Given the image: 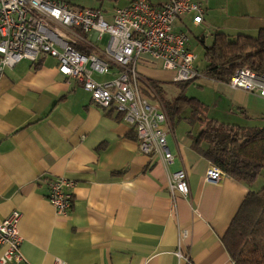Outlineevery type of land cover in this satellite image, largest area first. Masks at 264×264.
<instances>
[{"label":"crops","instance_id":"1","mask_svg":"<svg viewBox=\"0 0 264 264\" xmlns=\"http://www.w3.org/2000/svg\"><path fill=\"white\" fill-rule=\"evenodd\" d=\"M202 5L201 22L194 23L188 12L173 21L172 29L189 35L206 28L210 46L215 32L233 39L264 28V0H202ZM84 36L92 41V53L103 57L104 47L93 33ZM196 38L201 44L207 39ZM57 65L53 56L40 54L0 74V222L12 209L21 212L23 257L6 264H54L55 259L65 264H235L222 237L245 194L264 186L255 184L264 174L251 186L225 174L217 183L208 182L204 175L212 163L201 151L207 143L193 141L200 118L242 132L264 127V97L209 77L206 63L202 69L194 64L201 73L195 79L174 81L173 71L144 56L136 64L139 81L153 80L161 100L182 94L199 102L195 112L186 107L172 121L168 117L173 159L164 166L158 156L139 150L131 126L113 105L95 103ZM118 69L111 65L107 73L95 72L102 78L97 81L113 78ZM177 169L186 172V195H172L168 188L166 171ZM57 176L74 181L65 216L46 198L49 181Z\"/></svg>","mask_w":264,"mask_h":264},{"label":"built area","instance_id":"2","mask_svg":"<svg viewBox=\"0 0 264 264\" xmlns=\"http://www.w3.org/2000/svg\"><path fill=\"white\" fill-rule=\"evenodd\" d=\"M192 13V21L203 19L202 0H131L109 13L91 7H77L67 0H0V74L21 59L35 61L40 54L57 60L58 72L75 79L92 100L100 106L114 108L133 129L139 150L146 156H158L164 166L173 154L166 140L170 122L161 101L152 102L140 90L137 62L144 56L162 69L173 71V80L186 82L200 76L194 65L195 55L187 48V31L173 30L172 23L184 13ZM94 40L106 34L103 57L76 48L83 42L90 46L84 33ZM111 65L119 69L107 81H97L92 72L107 73ZM231 88L256 92L264 97V73L237 68L226 83ZM168 188L173 195L189 191L183 169L167 170ZM224 175L210 165L204 175L217 183ZM74 181L57 176L49 181L47 200L59 215H67L72 206ZM21 212L12 209L0 222V264L20 262L21 237L18 222ZM179 257L182 254L176 251ZM54 264H65L55 259Z\"/></svg>","mask_w":264,"mask_h":264},{"label":"trees","instance_id":"3","mask_svg":"<svg viewBox=\"0 0 264 264\" xmlns=\"http://www.w3.org/2000/svg\"><path fill=\"white\" fill-rule=\"evenodd\" d=\"M80 43L76 48L92 52L91 47ZM203 57L206 74L225 83L240 67L264 73V28H260L256 35L238 34L233 39L223 32H215L210 46L204 47ZM139 86L149 100L160 99V89L153 80L141 79ZM161 99L171 121L184 108L189 107L195 112L199 105L195 98L182 94L172 100ZM200 119L201 127L194 145L205 141L207 146L201 149L205 158L225 175L251 186L264 173V127L242 132L238 126L213 118ZM132 132L136 137L133 129ZM222 241L235 264H264V186L250 189L245 194Z\"/></svg>","mask_w":264,"mask_h":264},{"label":"rangeland","instance_id":"4","mask_svg":"<svg viewBox=\"0 0 264 264\" xmlns=\"http://www.w3.org/2000/svg\"><path fill=\"white\" fill-rule=\"evenodd\" d=\"M70 4L77 6V7H91L95 9H99L103 13H109L111 12L114 8L122 6L123 4H126L128 0H67ZM201 35L203 38H207L204 42V44H201L200 42L197 41L196 36ZM208 31L206 28L201 29L198 33L192 32L187 35V48L194 54L196 55L194 64L199 68L202 69L204 67V46H207L209 43V36L207 37ZM88 36V35H87ZM107 35L104 34L101 36V38L98 40V45L100 47H104L107 41ZM78 45L81 44L80 42L77 43ZM93 78L96 80H102L101 76L95 72H93ZM178 88V86H177ZM173 96L170 93H167V96L171 98ZM164 99V98H163ZM181 120H178L176 122L175 127L178 126V123ZM184 125V123H182ZM181 125V124H179ZM264 174V173H262ZM262 183L264 185V181L262 179H258L255 184ZM261 185V184H260Z\"/></svg>","mask_w":264,"mask_h":264}]
</instances>
